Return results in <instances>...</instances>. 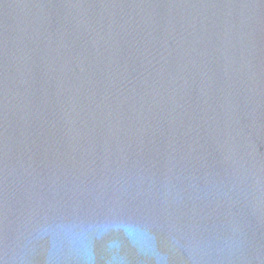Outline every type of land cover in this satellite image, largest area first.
<instances>
[{"label":"water","instance_id":"water-1","mask_svg":"<svg viewBox=\"0 0 264 264\" xmlns=\"http://www.w3.org/2000/svg\"><path fill=\"white\" fill-rule=\"evenodd\" d=\"M0 264H264V0H0Z\"/></svg>","mask_w":264,"mask_h":264}]
</instances>
